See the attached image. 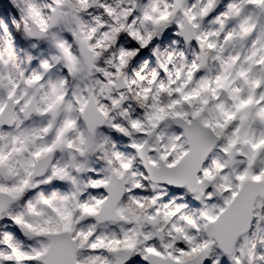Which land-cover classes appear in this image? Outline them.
Wrapping results in <instances>:
<instances>
[{
    "label": "snow or ice",
    "instance_id": "obj_1",
    "mask_svg": "<svg viewBox=\"0 0 264 264\" xmlns=\"http://www.w3.org/2000/svg\"><path fill=\"white\" fill-rule=\"evenodd\" d=\"M0 264H264V0H0Z\"/></svg>",
    "mask_w": 264,
    "mask_h": 264
},
{
    "label": "trees",
    "instance_id": "obj_2",
    "mask_svg": "<svg viewBox=\"0 0 264 264\" xmlns=\"http://www.w3.org/2000/svg\"><path fill=\"white\" fill-rule=\"evenodd\" d=\"M21 43H23V41H21Z\"/></svg>",
    "mask_w": 264,
    "mask_h": 264
},
{
    "label": "rangeland",
    "instance_id": "obj_3",
    "mask_svg": "<svg viewBox=\"0 0 264 264\" xmlns=\"http://www.w3.org/2000/svg\"><path fill=\"white\" fill-rule=\"evenodd\" d=\"M173 31H174V29H173Z\"/></svg>",
    "mask_w": 264,
    "mask_h": 264
}]
</instances>
